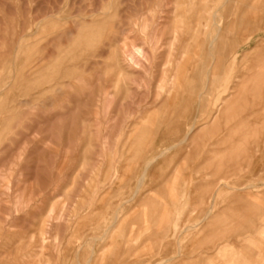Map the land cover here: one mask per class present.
<instances>
[{"label":"rangeland","instance_id":"374dc122","mask_svg":"<svg viewBox=\"0 0 264 264\" xmlns=\"http://www.w3.org/2000/svg\"><path fill=\"white\" fill-rule=\"evenodd\" d=\"M0 264H264V0H0Z\"/></svg>","mask_w":264,"mask_h":264}]
</instances>
